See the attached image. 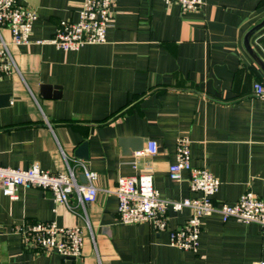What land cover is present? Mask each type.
I'll return each mask as SVG.
<instances>
[{"label":"crops","instance_id":"0c3cea01","mask_svg":"<svg viewBox=\"0 0 264 264\" xmlns=\"http://www.w3.org/2000/svg\"><path fill=\"white\" fill-rule=\"evenodd\" d=\"M84 0H26L37 13L31 42L15 46L16 70L0 80V166L39 165L85 183L82 165L97 173L96 201L85 209L53 194L19 187L17 199L0 191V264H253L264 260V234L255 224L202 220L197 252L170 245L169 230L191 216L169 212V229L123 224L114 194L121 177L152 171L168 200L198 197L190 175L172 181L177 141H191L193 167L220 181L215 202L235 203L246 191L264 197V70L245 37L264 20V0H205L199 12L163 0H115L104 44L65 52L49 43L60 21L76 22ZM264 64V26L250 38ZM49 86V96L41 87ZM56 88V89H55ZM61 96L55 98L54 94ZM156 155H140L149 141ZM87 143V159L76 152ZM72 207V208H71ZM78 207L79 209H73ZM54 222L84 232L80 258L28 247L15 228Z\"/></svg>","mask_w":264,"mask_h":264},{"label":"built area","instance_id":"2783aa9c","mask_svg":"<svg viewBox=\"0 0 264 264\" xmlns=\"http://www.w3.org/2000/svg\"><path fill=\"white\" fill-rule=\"evenodd\" d=\"M164 3H178L186 12H199L205 0H163ZM115 0H84L76 22L62 20L51 39L38 41L49 43L65 52L78 51L85 45L104 44L112 24ZM37 13L26 5V0H0V31L8 29L11 43L15 46L31 42ZM9 43L0 32V80L16 70ZM255 94L264 99V87L257 83ZM191 141L180 138L177 141L176 161L169 167L172 181H180L184 172L190 175V191L198 197L180 201L168 200L154 187L152 171L137 176L121 177L114 190L118 199L119 220L123 224L149 223L158 231L169 229V212L190 209L191 216L177 229L169 230L170 245L183 251L197 252L200 243L202 220L213 214H220L223 222L236 221L241 224L258 225L264 234V197L246 191L235 203L215 202L220 181L207 168H196L191 160ZM158 144L149 141L140 155H156ZM69 172L52 173L39 165L27 169L0 166V191L10 199H17L19 187L39 188L53 194L57 204L69 206V197L76 193L78 207H85L96 201L98 189L94 185L97 173L82 165L85 183L79 184L73 168ZM74 207L73 209H79ZM72 208V207H71ZM23 242L36 250L58 253L65 258H80L84 247V232L79 226L59 227L54 222L22 224L15 228ZM253 264H264V260Z\"/></svg>","mask_w":264,"mask_h":264},{"label":"water","instance_id":"95a60500","mask_svg":"<svg viewBox=\"0 0 264 264\" xmlns=\"http://www.w3.org/2000/svg\"><path fill=\"white\" fill-rule=\"evenodd\" d=\"M264 26V20L259 24L257 25L256 27H254L251 31L248 32V34L246 35L245 37V46L246 48L248 49L249 53H251L254 57V59L258 62V64L261 66V68L264 70V64L260 61V59L254 54L251 46H250V38L252 37V35L258 30L260 29L261 27ZM50 87L49 86H46V85H43L41 87V90H42V94L44 95H47L49 96V92H50ZM56 89V88H55ZM59 90V93H55L54 94V97L55 98H59L61 96L60 94V89ZM77 156L80 158V159H87L88 158V154H87V143H83L79 149L77 150L76 152Z\"/></svg>","mask_w":264,"mask_h":264}]
</instances>
